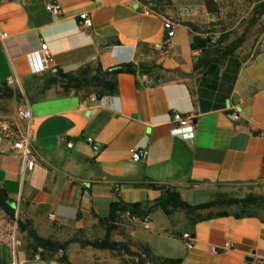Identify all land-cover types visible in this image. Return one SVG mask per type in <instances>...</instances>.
I'll list each match as a JSON object with an SVG mask.
<instances>
[{
  "label": "crops",
  "instance_id": "obj_1",
  "mask_svg": "<svg viewBox=\"0 0 264 264\" xmlns=\"http://www.w3.org/2000/svg\"><path fill=\"white\" fill-rule=\"evenodd\" d=\"M48 3L58 4L61 15L47 12ZM152 9L146 14L134 0H0V32L7 34L0 85L15 80L13 88L5 85L14 95L0 98V118L14 121L28 98L36 162L23 170L11 143H0V188L14 212L12 221L0 211V264H131L126 255L78 242L104 239L113 202L152 205L172 190L196 206L217 193L237 197L236 191L264 185V53L238 48L197 67L208 50L191 45L207 33L174 16L162 0H153ZM82 13L91 27H81ZM165 20L175 24L169 46L163 45ZM43 42L50 60L35 72L33 53ZM127 64L164 72L158 84L153 76L120 73L115 93L101 97L47 87L57 71ZM233 109L237 123L229 117ZM175 112L194 118L192 140L171 135ZM133 149L147 156L133 162ZM17 221L40 238L69 243L64 252L41 257ZM117 222L110 240L132 252L146 247L178 264H264V211L214 207L191 219L181 209L170 216L155 209L140 222ZM186 233L191 250L181 238Z\"/></svg>",
  "mask_w": 264,
  "mask_h": 264
},
{
  "label": "trees",
  "instance_id": "obj_2",
  "mask_svg": "<svg viewBox=\"0 0 264 264\" xmlns=\"http://www.w3.org/2000/svg\"><path fill=\"white\" fill-rule=\"evenodd\" d=\"M209 1H205L206 11L208 14L213 13ZM254 22L260 17L264 16V0L256 4L253 9ZM198 38L194 39L196 42ZM245 37L242 36L235 42L222 47L223 39L218 41L214 40V36L207 33L206 37L200 44L194 43L191 45L194 47L207 48L208 53L206 58L198 60L197 67L204 66L211 61L222 59L233 55V53L242 46ZM195 44V45H194ZM159 72H164L163 69L156 66H147L145 64H139L137 66L133 64L121 65L110 68L103 71L99 65L95 67L87 65L77 72L62 73L57 71L55 76L49 81L47 87L52 85H59L64 93L74 90L76 92L92 90L96 93V96L101 97L103 95H112L115 93L116 76L120 73L148 75L154 77V83L160 82ZM14 95L11 89H8L5 85H0V98H12ZM214 207L219 208H231L236 207L243 213L252 212L253 208H259L264 211V196L249 194L245 197H234L224 193L215 194V198L203 205L190 206L183 202L179 195L172 190H164L162 196L152 205L142 206L140 204L126 205L119 200L113 202L109 207V216L107 219L106 235L103 240L94 241H82L79 240V244L83 247L91 246L95 249L109 250L119 255H126L130 258L131 264H178L177 260L162 258L151 254L150 250L146 247H139L137 252H132L128 246L124 243H116L110 240V234L117 228L116 222L120 215L129 211L130 214L144 219L155 209H161L167 216H170L177 209H181L185 212L187 217L193 219L196 213L203 209H210ZM0 211H2L9 220H14V212L9 206V199L6 192L0 188ZM224 213V212H221ZM17 227L19 231L26 233L30 240L29 248L36 252L39 248L42 249L40 253L41 257H52L59 251L64 252L67 243H59L48 239H43L37 236V234L30 228L28 222L17 221ZM61 262H65L64 255L60 258Z\"/></svg>",
  "mask_w": 264,
  "mask_h": 264
},
{
  "label": "built area",
  "instance_id": "obj_3",
  "mask_svg": "<svg viewBox=\"0 0 264 264\" xmlns=\"http://www.w3.org/2000/svg\"><path fill=\"white\" fill-rule=\"evenodd\" d=\"M139 6L143 9L146 14L153 13V0H134ZM45 10L54 16L61 15V9L56 3H48L45 6ZM79 23L82 28L91 27V19L87 13H82L79 15ZM164 30V40L163 45L169 46L172 38L175 35V24L169 20L163 22ZM7 38V34L0 32V44ZM34 58V70L35 72L44 71L47 68V64L50 60V54L48 51V46L45 42L40 44L39 50L33 53ZM5 85L9 88H13L15 85L14 79H8L5 82ZM233 112H230L229 117L235 123L239 120L238 112L233 109ZM31 108L30 102L26 96H23L21 106L16 112L15 120L11 121L8 119L0 118V143L10 142L12 145L13 151L18 154L22 159V168L23 170L31 171L35 166V158L33 155L32 149V139L34 132L31 126ZM25 123V127L21 128L19 123ZM170 122L173 127L171 129V135L178 136L185 140H192L195 135V124L194 118L190 115H183L181 113L175 112L171 116ZM67 147L71 148L72 143H67ZM93 149L98 151V147L94 146ZM147 156L146 150L133 149L130 152L131 161L138 162L141 159ZM115 192L119 193V187H115ZM50 218L53 215L49 216ZM119 219L128 220L130 222H140L142 219L138 216L130 214L129 211L123 212ZM118 223V222H117ZM182 240L185 243L187 250L193 248V239L186 233L181 236ZM38 252H42V249H38ZM49 264H59L58 262H50Z\"/></svg>",
  "mask_w": 264,
  "mask_h": 264
},
{
  "label": "rangeland",
  "instance_id": "obj_4",
  "mask_svg": "<svg viewBox=\"0 0 264 264\" xmlns=\"http://www.w3.org/2000/svg\"><path fill=\"white\" fill-rule=\"evenodd\" d=\"M170 12L181 19L188 20L190 26L214 36V40L223 39L222 47L244 36L240 47L247 55L264 53V16L254 20L253 9L262 0H162ZM205 1L212 2L213 13L206 11ZM21 96V95H20ZM249 194L264 196V185L259 184L236 191L235 196ZM217 210V209H215ZM262 211L259 208L252 209Z\"/></svg>",
  "mask_w": 264,
  "mask_h": 264
}]
</instances>
